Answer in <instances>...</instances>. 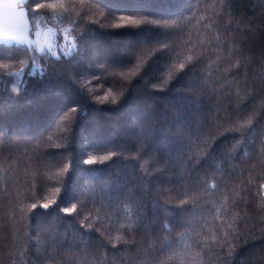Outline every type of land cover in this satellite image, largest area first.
Instances as JSON below:
<instances>
[{"label":"trees","instance_id":"obj_1","mask_svg":"<svg viewBox=\"0 0 264 264\" xmlns=\"http://www.w3.org/2000/svg\"><path fill=\"white\" fill-rule=\"evenodd\" d=\"M50 2L67 51L0 44V264H264V0Z\"/></svg>","mask_w":264,"mask_h":264},{"label":"snow or ice","instance_id":"obj_2","mask_svg":"<svg viewBox=\"0 0 264 264\" xmlns=\"http://www.w3.org/2000/svg\"><path fill=\"white\" fill-rule=\"evenodd\" d=\"M28 4V7L24 9V11L17 12L16 10L22 5ZM32 5H35V7H32ZM58 8H62L65 12L68 11L66 7L62 3H53L50 2V0H44V2H41V0H15V2H9V0H3V3L0 4V29H3L4 36L2 39H0V44L3 45H9L13 41H16L19 43L18 37L15 35H9L10 30L15 29L17 32H25L29 30V25L26 17L29 15L32 16L33 20H35L37 15H40L43 13L44 15L51 16V14L55 13ZM123 18V17H122ZM151 23H156L155 21H149ZM140 21H133L131 25L140 24ZM123 26V25H122ZM40 25L38 23L33 25V30L39 29ZM119 27V26H118ZM41 33L39 31H36V35L39 36ZM49 35H55L56 33L53 31V29H48ZM73 49H75V44L72 45ZM26 54V53H25ZM56 59L59 60L60 57L56 56ZM16 60H20V57H18ZM22 62V61H21ZM5 69L9 67V65L5 64L3 65ZM180 68L183 69L184 65L181 64ZM6 75H17L16 73H5ZM15 92V89L12 90ZM111 97V100L109 99ZM95 100L99 103H116L119 100V97L113 96L111 92L105 94L104 96H96ZM72 112H76V109H71ZM142 135L145 137V139H150L152 136V132H146L142 133ZM112 157L105 155L101 157H91L86 159L84 162L87 164H97V163H104L108 160H110ZM147 163V161H145ZM138 164V171L140 168L139 163ZM68 169H65L67 171ZM149 175V171L147 168L143 170L142 173H140V179L142 180L144 176ZM264 187V185H262ZM59 191V189H57ZM55 201H49L48 203H44L40 205L43 209H48L51 204H54ZM137 207V211H139V208L141 206V202L134 201ZM188 201H182V205H186ZM32 209H36L37 205L32 204ZM63 213L65 215H72L73 213L77 212V203L72 204L70 207L62 209ZM81 227H84L83 224H81Z\"/></svg>","mask_w":264,"mask_h":264},{"label":"rangeland","instance_id":"obj_3","mask_svg":"<svg viewBox=\"0 0 264 264\" xmlns=\"http://www.w3.org/2000/svg\"><path fill=\"white\" fill-rule=\"evenodd\" d=\"M9 2H15V0H9ZM3 3V0H0V4ZM25 4L22 5V7L18 8L16 11H24L25 9ZM29 25V30L25 32H17L15 29L10 30L9 35H15L18 37L19 43L16 41H13L12 43H17V44H30V45H35L39 49H47V50H54L56 51L58 47H60L62 50L67 51L64 49L66 45V41H63L62 43L58 44L57 43V36L56 35H49L48 34V29H53L55 32L54 28L52 26H46L39 28L37 31H39L41 34L39 36L36 35V31L32 34L30 30V21L29 17H26ZM41 35L43 36L41 38ZM4 36V31L3 29H0V39H2Z\"/></svg>","mask_w":264,"mask_h":264}]
</instances>
